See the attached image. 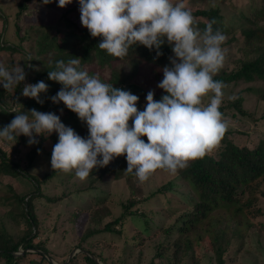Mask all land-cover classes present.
<instances>
[{
  "label": "rangeland",
  "instance_id": "374dc122",
  "mask_svg": "<svg viewBox=\"0 0 264 264\" xmlns=\"http://www.w3.org/2000/svg\"><path fill=\"white\" fill-rule=\"evenodd\" d=\"M174 3H184L191 12L210 8L220 10L234 41L228 42L227 38L222 45L225 63L219 74L238 69L242 60L256 56L253 46L244 43V36L238 30L254 26L243 15L253 19V14L263 8L262 0H174ZM20 4H24L25 9H21ZM72 8L75 10L70 11ZM65 12L84 27L80 20L79 0H73L65 8L58 6V0H53L52 6L44 4L43 0H0V42L7 28L4 36L8 44L17 48L13 51L0 50V63L7 68L16 64L24 68L26 64L29 65L27 53H33L36 41L47 28L50 32L54 31ZM256 19V27L264 29V16ZM195 20L209 21L202 17H195ZM62 29L67 30L63 25ZM90 68L94 71L93 75L99 76L102 81L111 77L113 69L92 64L86 70ZM140 68L133 82L147 93L154 90L156 95L162 90L157 85L163 79V72L154 71L152 65L145 62ZM114 69L129 74L132 60L116 61ZM29 81L26 79L23 85L29 84ZM226 85L220 108L229 122L228 138L239 146L254 148L264 140V101L258 98L256 92L264 88V83L240 81ZM3 89L0 85V94ZM5 94V106L13 108L15 88ZM240 96V106L247 115L233 108L232 103ZM146 102L144 97L142 108ZM204 102L208 103V97ZM20 139L0 141V148L11 160H20L22 170L36 177L38 182L22 175L11 177L0 174V236L5 231L17 241L30 232V226L15 199L16 196H27L26 201L33 205L30 213L36 219V227L32 231V237L36 236L34 243L40 245L51 260L60 263L66 260L65 264H87L82 251L85 250L104 258L103 261L99 260L100 264H217L214 255L217 243L208 234L214 229L224 234L221 245L227 248L226 264H264L263 197L259 198L258 205L262 214L252 217L242 212L235 216L232 210L219 209L208 219L195 224L189 233L191 246L179 249L178 240L186 237L178 236L177 230L189 219V214L195 213L194 206L198 203L196 194L182 179L181 170L175 175L157 170L148 181L141 183L135 175L129 178L126 172L119 180L105 178L96 182L99 171L94 169L86 180L81 181L76 178L75 170L64 173L52 169V140L44 141L37 137L38 144L29 146L26 143L25 146L20 145ZM222 146L221 140L219 146L208 155L219 159ZM32 154L36 157L30 163ZM53 172L52 178L46 181V176ZM164 187L166 189L162 193L146 199ZM129 200L134 202L128 210L137 213L134 218L126 217L121 224L113 226L116 232L97 234L83 241L87 231L102 230L107 223L122 216ZM163 244L165 246L159 249ZM160 251L162 257L158 256ZM16 254L24 252L20 250ZM40 259V256L31 253L19 264H39ZM4 262V259L0 260V264Z\"/></svg>",
  "mask_w": 264,
  "mask_h": 264
},
{
  "label": "clouds",
  "instance_id": "9594fccd",
  "mask_svg": "<svg viewBox=\"0 0 264 264\" xmlns=\"http://www.w3.org/2000/svg\"><path fill=\"white\" fill-rule=\"evenodd\" d=\"M72 2L58 0V6L65 8ZM79 11L82 26L93 38H101L97 47L116 58L126 57L133 45L155 50L159 57L167 43L174 55L160 69L163 79L157 85L166 94L156 100L155 91L150 90L141 111L137 95L90 75L82 68L81 58L72 56L66 62L56 61L55 70L48 72L50 80L62 85L50 99L77 114L87 125L88 136L81 137L54 112L24 111L17 102L11 111L15 117L0 129V141H16L23 135L32 146L39 143L38 136L47 138L55 132L54 171L75 170L76 178L84 181L94 169L125 156V172H134L141 183L157 170L175 175L219 146L229 128L220 111L227 85L214 77L224 67L222 45L227 38L213 29L215 21L201 30L184 3L174 0H79ZM25 80L21 64L7 68L0 63V85L6 91L17 89ZM48 89L44 81L25 84L22 95L43 104L41 94Z\"/></svg>",
  "mask_w": 264,
  "mask_h": 264
},
{
  "label": "trees",
  "instance_id": "16d2710c",
  "mask_svg": "<svg viewBox=\"0 0 264 264\" xmlns=\"http://www.w3.org/2000/svg\"><path fill=\"white\" fill-rule=\"evenodd\" d=\"M263 8H259L256 14H253L254 18H248L243 15V18L254 25L253 27L247 26L242 27L238 30L241 36H244V43L253 46L252 50L256 53L253 59L242 60L240 62V67L234 69L231 72L218 74L214 77L216 80H221L226 83H237L240 81L244 82H254L262 81L264 83V29L258 28L257 19L258 17L264 16V0ZM53 5V2L46 4ZM21 9H25L24 4H20ZM72 8L70 11H74ZM68 12V10L66 11ZM66 12L62 14L60 21L54 31L50 32L47 28L44 33L41 34L40 38L36 41V45L33 53H27L28 62L30 60V65L33 67L25 66L26 79H30L29 84H36L39 81H44L49 85L47 93L41 94V99L44 100L43 104L37 103L35 99L21 96L23 88L25 85L21 83L17 89L15 88V106L12 108H7L3 102V98L6 95L5 89L2 90L0 94V129L8 125L11 120L15 117L16 113L11 112L17 107V102L21 104V109L24 111L29 109H36L40 112H54L60 116L61 121L71 128H73L81 137L88 136V129L85 123H82L78 118L77 114L69 110L63 102L56 104L53 103L50 97L57 94V92L62 88V85L58 82L52 81L48 78V72L50 70H55V62L58 60H64L65 62L74 57L81 58V66L86 70L87 66L92 64H97L100 68H105L107 66L112 67L111 77L105 83H111L117 88H121L130 91L139 97V102L137 107L139 110L143 111L144 108L141 106V101L146 97L147 92L134 83L133 81L138 77L141 70L140 65L145 62L152 65V69L159 70L163 66L169 65V57L173 54L171 47L165 43L160 49L163 52L162 56L157 57L155 50H149L143 45H133L129 49V53L123 59L116 58L109 55L105 50H100L97 45L101 38H93L88 29L81 27L76 21H73ZM194 18L202 17L207 18L208 22L196 21V26L203 30L209 23H213V29H219L225 34L228 42H233V34H230L226 28V23L223 22L224 17L220 14L219 9H203L196 10L192 12ZM62 25L67 28V30L62 29ZM70 28V29H69ZM4 29V35L6 33ZM237 31V32H238ZM3 35V39L0 42V50H17L16 47L8 44L7 38ZM233 38V39H232ZM132 60V69L129 74L122 73L114 69V62ZM39 69V70H36ZM90 75H93L94 71L92 68L87 70ZM157 72V73H158ZM249 91V88L247 89ZM254 91V90H251ZM257 94H259V99L264 101V88L257 89ZM163 90L155 95L156 100H160L162 95H164ZM242 98L241 96L237 98L235 102L232 103L233 108L237 109L240 114L247 115L241 108ZM63 110V112H61ZM222 112V109L220 108ZM264 119V115L262 116ZM131 125V121L129 122ZM21 137L20 145H25L28 138L26 136ZM40 140H52L54 145L58 142V134L52 133L49 137L38 136ZM142 139L147 142V137H142ZM222 149L220 150L219 159L206 154L203 158L196 159L190 162V165L182 169L181 177L188 183L189 188L196 194L198 203L196 206L195 213L188 215V220L183 222L177 230L178 236L186 237L184 240H178L179 249L183 247H190L191 240L189 238V233L195 224H199L209 218L212 213L218 211L219 209H225L226 211L232 210L235 216L240 213H248L252 217L255 215L262 214L261 208L258 206L260 197L264 198V140L260 141L254 148H248L247 146H239L232 142L228 138V132L222 139ZM42 150V149H41ZM36 155L32 154L29 158L30 163L34 161ZM127 160L125 156H120L115 158L108 166L105 168H98L99 176L96 178V182L102 181L105 178H112L113 180L121 179L122 173L125 172L127 168ZM105 169V170H104ZM0 174L3 176H26L30 180L37 181L36 177L27 174L20 166V160H11L6 152L0 148ZM54 172L47 175L45 180H50ZM135 175L133 173H128L129 178ZM38 184V183H36ZM166 187L159 188L150 197L156 194L162 193ZM27 196L19 197L16 196L15 199L18 201V207H21V213L25 217L28 225L30 226V232L23 236L20 240L15 241L8 233L4 231L2 236H0V260L4 259V264H19L21 260L27 256V254H36L40 256L39 264H65V261L61 263L58 261L51 260L46 254V251L41 248L40 245L34 243V238L32 237V231L36 227L35 215L30 213L33 205L27 200ZM134 202L129 200L126 212L116 218L114 221L107 223L102 230H89L84 235V240L92 238L97 234L116 232L114 230L115 225L121 224L123 220L127 218H134L137 213L128 211L129 207L132 206ZM127 217V218H126ZM185 219V218H184ZM264 231V225H262ZM148 230V228H147ZM170 232V230L168 231ZM196 232V231H195ZM211 239L217 243V247L214 251V255L217 264H226L225 249L221 243L224 240V234L214 229L208 232ZM170 236V235H169ZM198 240V239H196ZM161 246L159 249L163 248ZM180 246V247H179ZM22 250L24 254L17 255V252ZM83 256L87 261V264H97L90 255L84 253ZM180 251V250H179ZM177 251V253L179 252ZM88 252V251H87ZM94 255L98 261L105 260L101 256H96L93 252H89ZM163 253L160 251L158 256L162 257ZM73 261V260H72ZM72 262H69V264Z\"/></svg>",
  "mask_w": 264,
  "mask_h": 264
},
{
  "label": "water",
  "instance_id": "95a60500",
  "mask_svg": "<svg viewBox=\"0 0 264 264\" xmlns=\"http://www.w3.org/2000/svg\"><path fill=\"white\" fill-rule=\"evenodd\" d=\"M84 253L90 255V257H91V258H92L97 264H100V262L98 261V259H97L94 255L90 254V253L87 252V251H84ZM17 255H18V254H17Z\"/></svg>",
  "mask_w": 264,
  "mask_h": 264
}]
</instances>
